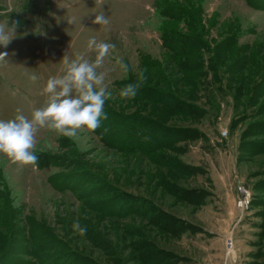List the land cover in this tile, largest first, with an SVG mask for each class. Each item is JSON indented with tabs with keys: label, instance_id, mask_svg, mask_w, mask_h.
Here are the masks:
<instances>
[{
	"label": "rangeland",
	"instance_id": "obj_1",
	"mask_svg": "<svg viewBox=\"0 0 264 264\" xmlns=\"http://www.w3.org/2000/svg\"><path fill=\"white\" fill-rule=\"evenodd\" d=\"M177 1L191 2L202 9L210 39L220 40L237 32L239 45L254 51L250 66L256 67L255 72L261 70L264 0ZM158 2L0 0V22H8L11 27L10 21H19L7 48L0 45V52L9 54L0 61V120L14 119L17 109L31 119L34 109L46 106L48 94L43 89L50 77L64 75L62 60L66 54L75 59L77 54L87 53L89 59H95V52L87 50L91 37L115 44V51L105 60V66L112 69L105 81L112 96L106 102L119 101L121 112L130 114L131 99L117 96L116 84L128 74L139 72L143 58L164 60L167 54ZM162 5L168 6L165 2ZM100 13L109 18L108 26L92 23ZM69 18H74V23L69 24ZM117 57L133 70L123 73L116 65ZM33 74L35 82L30 79ZM263 88L264 83L260 91ZM260 91L254 95L256 105L249 108L239 107L226 96L216 118L207 117L195 125L199 138L177 143L175 152L167 151L166 157L155 158L149 169L165 176L166 189L159 180L146 182L142 174L147 164L144 156L121 155L87 129L78 132V140H72L40 128L34 149L39 157L37 165L14 163L0 153V190L8 184L17 198L16 206L23 210L13 222L16 231L24 232L23 228H29L33 221L50 231L44 239L50 240L48 245L60 238L71 249L68 252L52 242L48 252L34 259L23 255L27 248L36 252L23 233L10 236L17 244L10 242L8 251H3L7 243L0 239L4 258L0 264H77L71 257L73 251L83 257L78 260L81 264H144L138 248L142 244H153V249L161 252L150 264H264V94L260 96ZM168 125L188 124L181 120ZM240 185L251 195L243 210L237 206ZM178 187L197 190L199 194L192 198L204 199V205L195 208L179 203L171 195ZM11 206L0 201V233L12 224L10 218L5 219ZM151 207L174 216L176 221L150 213ZM132 210L141 214L134 216ZM113 214L119 216L111 217ZM161 220L164 226H175L174 235L155 226ZM77 221L87 227L86 236L73 230ZM229 239L233 241L230 250ZM53 244L59 247L57 251H52Z\"/></svg>",
	"mask_w": 264,
	"mask_h": 264
},
{
	"label": "trees",
	"instance_id": "obj_2",
	"mask_svg": "<svg viewBox=\"0 0 264 264\" xmlns=\"http://www.w3.org/2000/svg\"><path fill=\"white\" fill-rule=\"evenodd\" d=\"M162 2L167 3L168 6L162 8ZM157 9L163 18L161 34L163 47L167 54L164 60H157L148 56L140 61L141 68L139 71L144 72L146 80L138 90L137 96L131 98V103L128 104L131 110L130 114L121 112L123 109L121 110L117 103L119 101L106 102L104 111L107 118L101 120V126L95 133L105 146L114 149L121 155L137 156L138 158L144 156L148 164V166L147 164L144 166V172H142L146 182L151 184L152 181L159 180V185L166 189L165 176L162 173H153L149 169L155 163V158L159 155L162 158L166 157L164 152L167 151L175 152L177 143L199 138L200 132L195 125L202 124L208 119L207 117L209 119L216 118L226 96L232 97L241 108L256 105L254 95L260 91L264 83V65L260 71H254L256 67H251L249 64L253 50L249 46L242 47L239 45L237 32L221 36L220 40L210 39L202 9L197 8L193 3L182 4L177 0H159ZM10 22L11 25L12 21ZM137 74L138 72L136 74L130 73L116 84L117 96L121 97L119 92L125 85L137 82ZM260 92V96L263 95L264 88ZM125 110L127 111V109ZM242 115L244 113L241 114V118H243ZM181 120L188 125L185 127L168 125L170 122H181ZM262 126V130H264V123ZM141 166L143 165L141 164ZM171 169L180 174L178 168L172 167ZM182 175L187 174L182 173ZM109 183L112 185L113 182ZM2 188L0 201L5 200L12 204L11 212L6 214L5 218H10L12 224L9 221L6 232L0 233L2 242L6 241L7 243V247L3 251L9 250L10 242L12 245L17 244V240L13 237L25 233V239L32 242L36 252H31L27 248L23 255H29L34 259L40 255L42 257L44 253L49 251L48 246L54 242L51 240L48 245L50 240L44 241L47 236L51 235L50 231L42 230L33 221L29 228H23L24 232L16 231L17 227L13 222L21 217L23 210L16 206L17 198L10 186L7 184L1 186ZM3 192L6 198L3 197ZM198 194L197 190L178 187V191L171 195L179 203L199 208L204 205L205 200L198 196L195 199L192 198ZM150 210V213H159L165 219L175 220L174 216L158 208L151 207ZM132 214L135 216L141 213L132 210ZM118 216L111 215L115 218ZM162 221L160 225L154 223L153 225L163 227L168 235H174L175 226H164ZM59 239L56 238L59 242L54 243L56 245L57 243L61 244L68 252L71 251L67 241L64 242ZM56 245L52 247V251L59 249ZM138 248L140 249L139 253H142L141 263L144 264L152 263L161 254L160 251L157 253L156 249H153L155 248L153 244H142ZM1 253L0 251V261L2 262L4 258ZM71 257L77 261V264H81L78 260H82L83 257L79 252L73 251ZM89 263L91 264L90 261Z\"/></svg>",
	"mask_w": 264,
	"mask_h": 264
},
{
	"label": "clouds",
	"instance_id": "obj_3",
	"mask_svg": "<svg viewBox=\"0 0 264 264\" xmlns=\"http://www.w3.org/2000/svg\"><path fill=\"white\" fill-rule=\"evenodd\" d=\"M68 23H74L69 18ZM93 24L108 26L109 18L100 13L95 15ZM19 21H13L11 27L8 22H0V45L7 48L16 34ZM115 44L98 41L91 37L87 43V50L95 52V59L87 57V53H79L75 59H69L66 54L62 60L65 73L60 77H50L43 92L48 94L46 106L34 109L31 119L20 109L14 119L0 120V153L6 154L14 163L21 165H37L39 157L36 147V134L40 128H47L72 139L78 140V132L87 129L95 132L101 126V120L106 119L105 102L111 98L106 78L110 71L105 66V60L115 51ZM8 52H0V61H5ZM116 65L127 74L131 70L122 57L116 58ZM30 79L35 82L36 75ZM146 77L143 71L137 74V82L125 85L119 92L121 98H135ZM107 131V129H105ZM73 230L81 236L86 235L87 227L77 221Z\"/></svg>",
	"mask_w": 264,
	"mask_h": 264
},
{
	"label": "built area",
	"instance_id": "obj_4",
	"mask_svg": "<svg viewBox=\"0 0 264 264\" xmlns=\"http://www.w3.org/2000/svg\"><path fill=\"white\" fill-rule=\"evenodd\" d=\"M226 132L223 133V135H225ZM238 193H239V197L237 200V206L239 209L243 210L247 207V205L250 202V191L244 186V185H240L238 186ZM227 247L230 249H232L233 247V241L231 239H229L227 241Z\"/></svg>",
	"mask_w": 264,
	"mask_h": 264
}]
</instances>
